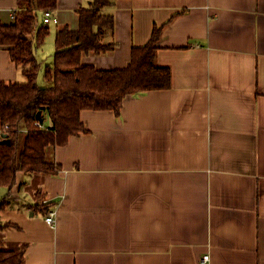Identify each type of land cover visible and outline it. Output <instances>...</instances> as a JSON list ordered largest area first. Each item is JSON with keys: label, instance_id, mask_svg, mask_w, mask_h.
Segmentation results:
<instances>
[{"label": "crops", "instance_id": "obj_1", "mask_svg": "<svg viewBox=\"0 0 264 264\" xmlns=\"http://www.w3.org/2000/svg\"><path fill=\"white\" fill-rule=\"evenodd\" d=\"M91 1L59 0L57 32L76 31ZM18 10L0 0L1 23ZM108 11L117 47L83 62L124 69L165 25L157 62L172 87L128 96L120 116L83 111L87 132L55 150L57 174H19L0 211L5 248L26 246V264H264V0H117ZM6 48L0 80L20 81ZM39 190L54 227L34 211Z\"/></svg>", "mask_w": 264, "mask_h": 264}, {"label": "trees", "instance_id": "obj_2", "mask_svg": "<svg viewBox=\"0 0 264 264\" xmlns=\"http://www.w3.org/2000/svg\"><path fill=\"white\" fill-rule=\"evenodd\" d=\"M18 1L13 22L4 25L0 21V46L7 47L12 62L26 79L0 80V188L9 189L0 201V211L10 206L20 173L54 175L61 170L52 155L72 137L87 132L81 119L83 111H113L120 116L128 96L172 87L171 68L157 62L165 25H155L148 43L132 48L124 69L103 70L83 62L84 56L106 55L116 49V21L108 10L117 0H92L89 7L78 11L76 31L69 26L58 30L54 62L44 73L45 81L53 86L42 87L37 51L50 34L43 12L56 11L59 0ZM41 193L37 192L34 211L49 215L50 203H43ZM25 253L26 246L10 251L0 239V264H26Z\"/></svg>", "mask_w": 264, "mask_h": 264}, {"label": "rangeland", "instance_id": "obj_3", "mask_svg": "<svg viewBox=\"0 0 264 264\" xmlns=\"http://www.w3.org/2000/svg\"><path fill=\"white\" fill-rule=\"evenodd\" d=\"M54 22H57L54 20ZM52 25H50V34L46 37L44 45L42 47H40L37 51V56L39 58V60L42 63V69L39 73V84L42 87H52L53 84L52 83H48L45 81L44 79V73H45V69L47 65H52L54 62V54L56 51L55 48V40H56V34H57V23H54ZM40 23L43 24V20L42 18L40 19ZM26 79L24 78V76H20V82H25ZM49 121L46 120V125H48ZM54 156V155H52ZM50 155V158L52 159V157ZM4 188V187H3ZM5 190V189H4ZM3 189L0 190V193H2L1 191H4ZM1 198V197H0Z\"/></svg>", "mask_w": 264, "mask_h": 264}, {"label": "built area", "instance_id": "obj_4", "mask_svg": "<svg viewBox=\"0 0 264 264\" xmlns=\"http://www.w3.org/2000/svg\"><path fill=\"white\" fill-rule=\"evenodd\" d=\"M54 12L55 11H52V10H47V11H44L43 14H44V23L46 24H51L55 18H54ZM56 21V20H55ZM41 126L43 127L44 124ZM46 221L51 225V226H55L56 225V212L53 211L51 212L47 217H46ZM210 260V257L209 256H206L204 257V261L205 262H209Z\"/></svg>", "mask_w": 264, "mask_h": 264}, {"label": "water", "instance_id": "obj_5", "mask_svg": "<svg viewBox=\"0 0 264 264\" xmlns=\"http://www.w3.org/2000/svg\"><path fill=\"white\" fill-rule=\"evenodd\" d=\"M38 118L40 119V113L38 114ZM41 124L43 125L44 124V121L41 119ZM7 137V135L5 134L4 135V138H6ZM6 143H8L9 141H5Z\"/></svg>", "mask_w": 264, "mask_h": 264}]
</instances>
